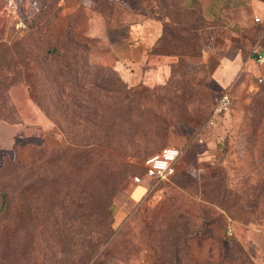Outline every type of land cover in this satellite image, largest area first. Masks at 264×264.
I'll return each instance as SVG.
<instances>
[{"label":"rangeland","instance_id":"374dc122","mask_svg":"<svg viewBox=\"0 0 264 264\" xmlns=\"http://www.w3.org/2000/svg\"><path fill=\"white\" fill-rule=\"evenodd\" d=\"M217 1L0 0L1 47L20 58L26 48L31 55L46 51L52 55V60L46 56L44 61L35 58L27 64L28 71L32 70L30 92L22 59H14L17 68L1 65L7 77L18 80L0 85V189L7 186L4 178L10 166L18 165L16 176L20 178L29 163L34 175L31 200H36L40 188L52 196L51 183L41 185L36 172L53 164L55 151L63 148V159L55 162V170L60 167L59 178L65 184L67 174L71 179L77 176L68 163L73 141L79 142L85 130L96 139L99 126L107 131L120 128L121 161L108 162L104 170L103 165L99 167L118 182L107 195L112 219L109 241L120 264H155L157 254L170 264L176 259L184 264H241L230 247L231 240L240 243L251 264H264V189L260 193L264 84L251 82L233 90L228 110L203 135L204 123L222 90L209 80L210 69L203 62L207 27L214 22L205 11ZM135 24H145L146 35L154 38L140 69L162 72V84L128 86L113 70V46L128 41L129 29ZM66 28L82 40L83 48L69 46L61 52L50 42L61 39ZM60 53L69 62L65 74L56 69L57 62L63 65ZM124 103L129 105L131 119L114 116V110L123 109ZM41 109H63V131L52 120L56 114L46 116ZM76 109H87L93 115ZM128 127L145 132L133 139L125 131ZM254 129L256 134L249 141ZM201 136L202 141H197ZM114 143L110 136L108 145ZM166 145L179 150L170 176L139 195L133 176L144 181L142 160ZM130 148L139 149L137 157L129 155ZM22 184L19 179L14 185L15 199ZM38 216L19 226L13 239H0V264L61 261L62 254L44 248ZM56 218L59 224L63 206ZM155 230L159 236L179 232L186 240L177 258L170 255L171 249L152 243Z\"/></svg>","mask_w":264,"mask_h":264},{"label":"trees","instance_id":"16d2710c","mask_svg":"<svg viewBox=\"0 0 264 264\" xmlns=\"http://www.w3.org/2000/svg\"><path fill=\"white\" fill-rule=\"evenodd\" d=\"M35 36L38 37L40 34L37 33ZM61 36V39L52 38V41H50L56 43L61 52H63L64 48H69V46L73 48H83L84 46L82 40L71 33L69 28L63 30ZM3 45V43H0V85L4 84V82H15L18 80L15 77H7L1 68L3 63H7L8 66L11 64L17 68L14 59L19 56L16 52L10 54L6 47H1ZM24 54V57L17 58L22 59L21 65H23L25 74L24 82L27 86V91L30 92V79L28 77L31 76L32 70L28 71L27 64H29V61L34 62L35 58H38L40 62L44 61L46 56L52 60V55H49L50 53L48 51L39 56L31 55L28 54L27 48L24 50ZM62 54L60 53V57ZM61 58H63V65L59 66L57 62L56 69L57 73L65 74L66 66L69 62L66 56L62 55ZM121 81L123 83L122 79ZM259 85L263 84L259 83ZM30 97L32 96L30 95ZM123 98H126V95ZM33 99H35L34 95ZM124 106L123 109H115L114 116L118 117L120 114H123L122 117L125 116L126 120L131 119L132 114L129 112V105L124 103ZM41 111L46 116H50L54 112L56 116L52 120L63 131V109H41ZM76 111L85 116L93 115L87 109H76ZM71 113L75 115L74 111ZM96 129V139L92 138L90 131L85 130L86 132L83 133L84 137L79 142H77L73 133L72 138L75 140L73 141V148L70 147L68 163L77 172L76 178L71 179L72 175L69 176L67 174L65 176V180L67 181L63 184V181H60L59 178L60 174H58L60 167L55 170V162L57 161L59 163L61 161L58 159H63V148L55 151L54 155L56 156L50 167L49 165L46 168L42 167L41 171L36 172L41 185H43V182L51 183L54 193L50 197L47 194L45 195L44 190L40 188V194L36 195L39 199L36 198L34 200L32 198L31 200V195L33 194L31 187L32 183H34L32 167L27 163V171L19 178L16 176L19 170L17 169L18 165L10 166V171L9 173L7 172L8 174L4 178V184H7V186L5 188L1 187L0 189V239L2 237L7 240L13 239L19 226L33 218V216L39 215V236H41L42 240L46 241L44 248L51 247L52 252L62 254L61 261L53 258L50 264H63V261L64 264H120L113 254L114 252L109 241L112 234V219L108 209L109 195L114 192L118 182L113 177H106L104 172L100 171L99 167L103 165V169L105 168L104 165L108 162L114 163L121 161L119 157L123 156L124 152L117 144L121 129L116 128L107 131L102 126ZM137 129L135 127H128L125 131L131 138L136 139V136L145 132V130L138 131ZM137 133L139 134L137 135ZM255 134L256 129L250 132L249 141L250 137ZM110 136L115 141L114 145H108ZM130 151L129 155L132 157H137L140 152L137 148H130ZM19 179L20 181L23 179V184L21 185V190L17 192L19 195L15 199L16 195H13L15 190L14 185ZM10 188L11 191H9ZM263 189L264 182L262 183L260 193H262ZM35 201H38L37 205ZM62 206L63 219L62 221L59 220V224H56L58 219L56 217L58 212L60 210L62 211ZM158 232V230L154 231L156 236L152 237V243L162 244L167 249H171L173 252L171 250L170 252L173 254L170 253V255L177 258V253L185 248L186 240L179 237V232L173 236L170 234L159 236L157 234ZM179 239H181L180 242ZM230 243V247L237 252L241 264H251L245 258V252L240 243L236 240H231ZM165 255L168 256V252ZM155 264H170V261L165 256L157 254ZM174 264H184V262L182 259H176Z\"/></svg>","mask_w":264,"mask_h":264},{"label":"crops","instance_id":"0c3cea01","mask_svg":"<svg viewBox=\"0 0 264 264\" xmlns=\"http://www.w3.org/2000/svg\"><path fill=\"white\" fill-rule=\"evenodd\" d=\"M205 13L214 22L207 27L203 62L209 66V80L229 90L231 103L233 90L264 79V61L256 60L257 55L264 59V0H218ZM254 17L259 20L253 21ZM146 32L145 24H135L129 29V40L113 46V69L128 86L139 83L150 88L164 82L162 72L140 69L154 39ZM136 185L140 195L148 191L150 180L144 178Z\"/></svg>","mask_w":264,"mask_h":264},{"label":"built area","instance_id":"2783aa9c","mask_svg":"<svg viewBox=\"0 0 264 264\" xmlns=\"http://www.w3.org/2000/svg\"><path fill=\"white\" fill-rule=\"evenodd\" d=\"M257 17L253 18V21H258ZM257 62L264 61L261 55L256 56ZM258 83L264 84V79H257ZM230 105V93L228 89H222L218 92L217 97L214 100L210 115L207 117L204 127V132L211 130L222 117V115L228 110ZM202 135V136H203ZM202 136L197 141H202ZM179 156V150L172 145H166L160 148L157 152L152 153L144 157L142 160V176L150 180L149 189L153 187L155 183L165 181L168 179L171 173V165ZM133 182L138 184L141 182V177L135 175L132 178Z\"/></svg>","mask_w":264,"mask_h":264}]
</instances>
